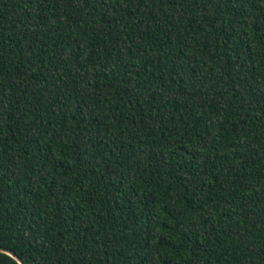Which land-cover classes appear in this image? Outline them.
Instances as JSON below:
<instances>
[{
  "label": "trees",
  "instance_id": "1",
  "mask_svg": "<svg viewBox=\"0 0 264 264\" xmlns=\"http://www.w3.org/2000/svg\"><path fill=\"white\" fill-rule=\"evenodd\" d=\"M0 248L264 264V0H0Z\"/></svg>",
  "mask_w": 264,
  "mask_h": 264
},
{
  "label": "water",
  "instance_id": "2",
  "mask_svg": "<svg viewBox=\"0 0 264 264\" xmlns=\"http://www.w3.org/2000/svg\"><path fill=\"white\" fill-rule=\"evenodd\" d=\"M0 251L7 252V253L11 254L12 256H14L19 261L20 264H25L24 261L18 255H16L15 253L11 252L10 250L4 249V248H0Z\"/></svg>",
  "mask_w": 264,
  "mask_h": 264
}]
</instances>
